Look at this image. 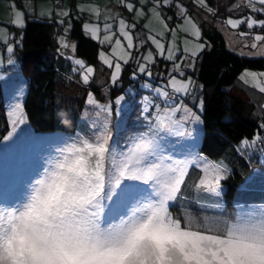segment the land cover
Segmentation results:
<instances>
[{
    "label": "snow or ice",
    "instance_id": "obj_1",
    "mask_svg": "<svg viewBox=\"0 0 264 264\" xmlns=\"http://www.w3.org/2000/svg\"><path fill=\"white\" fill-rule=\"evenodd\" d=\"M199 2L204 5L205 0ZM256 2L264 6V0ZM164 3L167 5L168 0ZM249 5L253 11H264V7L255 8L254 0H249ZM132 7L127 5L129 11ZM18 15L20 19L14 23L23 27V14ZM243 22L227 21L232 28ZM120 24V35L127 42V49H133V37L125 30L127 25L123 20ZM257 24L264 28V21L247 20L250 29ZM192 27L199 39L198 27L194 24ZM85 28L88 30L87 25ZM91 31L93 38L98 39L99 29ZM105 39L111 42L110 37ZM148 39L159 55L175 59L171 48L165 55V45L160 40L154 36ZM254 40L264 41V35H256ZM115 44L121 46V40L116 39ZM199 47L203 49V45ZM251 47L257 48V43H252ZM120 59L128 63L131 52ZM144 59L151 61L152 53ZM76 63L83 67L81 61ZM106 63L114 67L112 80L116 81L121 63ZM140 70L144 71V67ZM93 71L91 67L86 69L82 76L84 83H88ZM176 84L173 78V90L187 94L190 82H181L179 87ZM259 90L264 93V87ZM158 92L168 98L167 91ZM88 103H95L91 95ZM116 103L119 104L120 99ZM103 111L107 113L109 109ZM189 115L199 119L191 112ZM158 120L161 126L167 127L163 119ZM110 140L105 130L92 141L83 140L80 146L73 144L68 149L69 155L36 181L22 209L0 211V264H264V214L238 218L235 222L197 225L188 221L185 225L170 209L185 183L188 162L171 161L161 154L154 139L144 136L126 153L117 156ZM227 171L222 165H206L199 184L194 187L209 196L219 197ZM129 182L149 186L152 201L126 219L105 222L103 202L116 195L135 193L136 185Z\"/></svg>",
    "mask_w": 264,
    "mask_h": 264
},
{
    "label": "trees",
    "instance_id": "obj_2",
    "mask_svg": "<svg viewBox=\"0 0 264 264\" xmlns=\"http://www.w3.org/2000/svg\"><path fill=\"white\" fill-rule=\"evenodd\" d=\"M207 1L217 21L221 15L225 17L224 7L217 0ZM164 9L172 16L173 22L179 18L180 12L174 5ZM72 15L69 22L61 24L56 17L26 15L21 43L13 51L26 84L22 123L18 131L10 127L0 89V211L7 201V172L17 163L24 170L29 168L33 160L31 148L35 144L37 152H41V147L50 149V145L58 146L72 138L84 140L87 133L90 135L83 119L91 110L86 106L89 91L95 93L99 101H105L109 94H104L103 87L110 90V100L124 94L128 98L127 89H135L140 82L139 79L135 82L128 75L133 65H126L112 86L98 64L99 44L83 33L82 19ZM201 27L206 47L195 58L192 73L199 83L203 102L199 115L202 130L199 155L227 168V178L221 182L220 196H209L194 187L199 184L202 173L195 166L190 167L170 211L174 217H181L183 222L189 217L200 224L211 225V221L228 222L232 218L231 213L236 214L237 220L256 211L264 212V158L262 161L260 154L264 148V93L239 79L244 70L264 72V57H243L229 51L217 28L203 24ZM64 33L67 40L74 43L75 56L95 67L88 84L82 83L79 73L64 58L65 51L60 48ZM1 51H5V46L0 43ZM161 64L169 62L160 61L157 70H161ZM164 75L166 79V73ZM98 78H102L99 84L96 82ZM168 94L169 99L177 100L174 93ZM124 116L122 120L125 121L121 120L118 129L120 119L110 118L111 130L107 131L111 142L120 149L127 148L137 134L136 131H132L133 134L128 131L131 117L139 121L143 119L138 105ZM12 134L19 136L14 143H10ZM7 154H11L13 163ZM21 168L15 165V169Z\"/></svg>",
    "mask_w": 264,
    "mask_h": 264
},
{
    "label": "rangeland",
    "instance_id": "obj_3",
    "mask_svg": "<svg viewBox=\"0 0 264 264\" xmlns=\"http://www.w3.org/2000/svg\"><path fill=\"white\" fill-rule=\"evenodd\" d=\"M111 1L115 3L117 8L113 7L109 9L107 6L100 5L98 1H92L82 6L83 14L80 16L86 15V17H91V15H95V17H99L103 14L102 18L106 20L103 22L104 27H109L106 29L108 31L100 33L99 30L96 33L98 39L93 38V32L91 31L90 38H93L99 44V51L97 53L98 64L101 67V71L107 74L109 83L113 86L116 81L112 80L114 67H109L106 61H111L113 65L116 62L121 63V72L118 79L124 66L133 65L128 75L135 82L138 79L140 82L135 89H127L129 92L128 98H125L124 94L120 98L110 100L108 98L110 90H107L106 87L102 88L105 95L109 93L108 96H105V101H99L92 91L87 93L86 106L91 110H89L90 113L88 112L83 117L90 132V135L86 134V139L92 141L96 137L102 136L105 130H111L109 129V125H112L110 118L113 120L120 119L116 129L120 128L122 121H125L122 120L123 116L128 115L130 110L138 105L143 119L139 121L131 117L130 128L128 130L131 134H133L132 131H136L137 134L132 143L125 149L118 148L110 140L114 154L119 156L122 153H126L128 148L144 136L154 139L159 146L161 154L166 158L176 163L187 161L189 167L186 171L190 167L195 166L203 175V169L206 165H216V163L213 160L204 159L199 155V145L202 135L199 115L202 112L203 102L200 96L199 83L192 76V73L194 70V60L203 50L199 46L203 45V48L206 47V44L202 40L201 25H213L217 28L224 36L229 51L243 57H264V41L256 42L254 40L256 35H264V28L260 27L259 24L254 25L251 29L247 27V20L249 18L258 22L264 21V11H253L249 5V0H217L224 7V14L226 16L225 19L224 15H221L220 20L217 21L213 16V12L209 11L212 7L207 0H205L204 5H201L199 0H168L167 5H165L164 0ZM36 3L37 0H0V43L5 46V51L0 52V89L3 95L7 119L11 129L14 131H18L22 123V104L26 84L25 79L20 73L13 51L21 43L22 28L26 23V15H35ZM129 4L133 6L132 11H129L127 8ZM173 5L180 12L179 18L175 19L174 22L172 21V16L168 15L164 9V7H171ZM254 6L256 9L264 7L256 2V0H254ZM120 7L125 9L126 13L122 9L120 11ZM115 10L116 12L112 13ZM19 13L23 14V27H18L14 23V21L20 19ZM157 14L159 20L157 19ZM76 16L80 17L77 14ZM106 16L108 18H105ZM229 19L244 22L240 23L238 27L232 28L230 25H227ZM121 20L127 25L125 30L130 32L133 37V49H127V42L120 35ZM221 20L223 21L220 22ZM192 24L199 29V39L195 36L196 29L192 27ZM163 25H167V27L165 28ZM87 26L89 28L94 27V29L97 27ZM241 33H247L248 35H241ZM149 36H154L165 45V55H167V50L171 48L175 59L169 60L159 55L155 46L148 39ZM105 37H110L111 42H108ZM100 38H102V41ZM61 39L60 48L66 45L68 38L65 36V33L61 36ZM116 39L121 40V46L115 44ZM71 43L74 45L73 42ZM252 43H257V48L253 49L251 47ZM108 46H110V49L107 50ZM64 49H66L64 58L79 73L82 83H84L82 76L86 74V69L91 67L94 70L89 76V83L95 73V67L87 65L81 58L76 57L74 49L71 47L64 46ZM128 52H131V59L128 60V63H123L120 57L126 58ZM149 52L152 53L151 61L144 59ZM194 52L196 53L195 55L192 54ZM101 53H103V57ZM77 60L81 61L83 67L76 63ZM160 61H166L169 64H161V70H157ZM141 66L144 67V71L140 70ZM182 69L186 70V77L182 76ZM164 73L167 75L166 79H164ZM261 74H264V72L244 70L239 75V79L260 91V87H264V76ZM173 78L177 81V87H179L181 82H190L187 94L177 93L173 90ZM98 79L96 82L99 84L102 78ZM158 90L174 93L177 96V100L165 99L159 95ZM90 95L95 101L94 104L88 103ZM118 99H120L119 104L116 103ZM262 105L264 106V100ZM105 108L109 109L107 113L103 111ZM189 112L195 114L199 119H193L189 115ZM168 117H171V119H168ZM158 118L163 119L167 127L161 126ZM85 129L87 130V128ZM18 139L19 136L12 134L10 136V143H14ZM82 141L83 139H79L78 141L72 138L71 141L58 144V146L50 145L52 147L50 149H43L41 147V152H37L35 144L31 148L33 160L29 168L24 170L19 163L13 164L14 166H11L12 169L6 174L5 194L7 195V201L4 207H2V211L8 212L22 209L23 205L30 199L32 190L36 186V181L51 172L58 162L62 161L66 155H69L68 149L73 144L80 146ZM116 141L119 143L118 140ZM260 154L262 160L264 158V148L263 150L261 149ZM7 155L9 156H7L9 161L13 163L10 159L11 154ZM15 165L21 169H15ZM129 183L136 185L135 193L116 195L112 199H107L103 202L106 215L102 213V216L105 222L112 221L115 223L119 222L120 219H126L133 212L138 211L144 204L152 201L153 197L150 195L151 188L149 186L143 185L140 182ZM260 214H264V212L256 211L252 215L258 216ZM231 215L232 218L228 222H235L236 214L231 213ZM188 221L201 225L197 220L190 219L189 217L185 218L184 222H182L186 225ZM211 222V224H215L220 221Z\"/></svg>",
    "mask_w": 264,
    "mask_h": 264
},
{
    "label": "crops",
    "instance_id": "obj_4",
    "mask_svg": "<svg viewBox=\"0 0 264 264\" xmlns=\"http://www.w3.org/2000/svg\"><path fill=\"white\" fill-rule=\"evenodd\" d=\"M92 1H98V3L100 5L103 6H107L109 9H112L113 7L117 6L115 5V3L111 0H101L99 2V0H37L36 6H35V15L36 16H43L46 18H53L56 17L58 19V22L61 24L62 22H69V19L71 17V14H73L72 16L74 18H77V15H82L83 14V5L86 3H90ZM57 6V8H56ZM122 7H120V11H121ZM79 10V13H78ZM122 11L124 13H126L125 9H122ZM115 11H113L112 13H115ZM103 14H101L99 17H95V15H91V17H86L85 16H80L81 20V26H82V30L83 33L88 36L89 38L91 37V29L93 28H89L88 30H86L85 26L86 25H90V26H97L95 27V29H99L100 33H102V31H108L106 29H108L109 27H104V22L106 21L104 20V18H102ZM226 17V16H225ZM105 18H108V16H106ZM226 19V18H225ZM68 25V24H67ZM228 25V24H227ZM69 26V25H68ZM229 28V26H228ZM110 30V29H109ZM93 39V38H91ZM102 41V38H100ZM64 46H69V48L71 47L72 49H74V45L71 43V41H66V45ZM63 46V49H64ZM107 50L110 49V46H108L106 48ZM66 49H64L65 51ZM181 72L183 73L182 76H185L186 70L182 69Z\"/></svg>",
    "mask_w": 264,
    "mask_h": 264
}]
</instances>
